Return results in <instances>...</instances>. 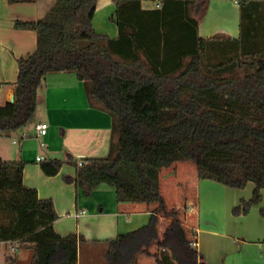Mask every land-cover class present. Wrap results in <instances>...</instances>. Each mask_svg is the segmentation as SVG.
<instances>
[{
	"label": "trees",
	"instance_id": "trees-1",
	"mask_svg": "<svg viewBox=\"0 0 264 264\" xmlns=\"http://www.w3.org/2000/svg\"><path fill=\"white\" fill-rule=\"evenodd\" d=\"M97 3L55 0L41 18L15 21L37 32V48L18 58L15 99L0 104V136L33 122L48 74L75 72L90 105L112 119L109 153L73 162L77 187L91 196L108 185L118 202L152 207L147 224L108 241L106 264H137L154 247L156 264H210L194 245L186 212L168 207L161 172L190 161L199 179L235 189L253 183L235 215L262 201L264 0H238V37L199 35L209 0H161L148 9L142 0H115L118 35L111 37L93 26ZM24 166L0 156V242L32 250L29 264H78L82 236L55 230L54 201L24 184ZM41 166L56 175L62 161Z\"/></svg>",
	"mask_w": 264,
	"mask_h": 264
},
{
	"label": "crops",
	"instance_id": "crops-1",
	"mask_svg": "<svg viewBox=\"0 0 264 264\" xmlns=\"http://www.w3.org/2000/svg\"><path fill=\"white\" fill-rule=\"evenodd\" d=\"M160 1L142 0V3L148 9L160 5ZM54 2L55 0H0V104L13 102L15 99L18 58L37 48V32L16 28L15 21L41 18ZM115 11V0H98L93 16L94 28L98 32L117 37L118 26L112 19ZM198 32L202 37L218 33L238 37V0H209L208 10L200 20ZM39 123L48 124L46 135L38 134L36 126ZM111 136V116L90 105L82 81L71 71L48 74L38 91V105L33 122L13 135L0 136L17 147L14 156H8L4 145L0 144V156L5 160L24 161V184L37 189L40 198H51L54 201L60 216L54 223L55 230L62 236L72 233L82 236L78 264H106L108 241L147 224L150 219L151 206L142 202H118L116 190L111 186L101 185L91 196H85L76 185L77 167L73 162L83 163L89 157L106 156ZM13 138L20 141L14 143ZM38 157L42 159L38 160ZM50 160L62 161V167L56 175H47L42 169L41 163ZM179 174L177 164L162 169L161 190L167 203L162 178L166 176L165 179L175 183V179H180L177 177ZM190 174L198 188L197 198H190L184 205L176 202L173 207L185 211L186 215L187 212L197 213L199 220L196 229L194 220L190 219L193 223L191 225L187 220L186 223L188 228L196 231V246L205 260L210 264H264V217L260 214V208L254 206L249 214L235 215L232 209L242 198L246 199L248 196L229 191L231 189L225 186L224 206L220 207L224 208L221 220L209 223L201 221V216L205 214V206L201 201L204 194L201 191L205 192L211 186L221 188V185H214L213 180L199 179L197 173ZM191 201L195 203L194 207L189 205ZM208 212H211L208 213L209 217L215 218L216 212L210 209ZM4 243L15 251L13 261L24 264L30 261L32 250L18 241ZM85 245L89 246V259L87 263H81L84 255L81 248ZM151 253L152 255L140 254L137 264H156L155 249L152 248ZM100 256L102 261H99Z\"/></svg>",
	"mask_w": 264,
	"mask_h": 264
},
{
	"label": "rangeland",
	"instance_id": "rangeland-1",
	"mask_svg": "<svg viewBox=\"0 0 264 264\" xmlns=\"http://www.w3.org/2000/svg\"><path fill=\"white\" fill-rule=\"evenodd\" d=\"M0 144L4 145L3 147L8 156H14V152H15V149H17V147L10 145L8 139L0 138ZM177 165H179V170H180V174L177 176L180 178L178 179V181L177 179H175V183H173L174 182L173 180L170 181L168 178L165 179L166 176L162 178L163 191L168 199L167 205L170 204L168 205L170 208L173 207L176 202H178V204L184 205L185 203L188 202L190 198H194V199L197 198L198 188L194 183V179L192 178V175L190 174L191 172H193L194 175L196 174L195 164L190 161H186V162L183 161V162L177 163ZM168 171L169 170H167V172ZM186 172H188V174ZM169 175L170 174L168 173V176ZM178 182H181V183H178ZM171 183H173V186H170L172 185ZM214 185H221L220 186L221 188H216L217 186H213V187L211 186V187H207V191L205 192L201 191V193H203L205 196V197L202 196L201 198V201L203 202L205 206V214L201 216V221H205L208 223L209 221H215L217 219H219L220 221L224 213V208H220V207L224 206L223 191L224 189H227V188L225 187V185L218 184L217 182H214ZM228 189H231L229 191H236L237 193H242L241 194L242 196H248L246 199H249L252 196L254 188H253V184L250 183L244 189L235 190V188H230V187ZM262 203H264V189L262 191V201L257 205L258 209L261 208V206H263ZM209 209L216 212L215 218L208 216V213H211V212H208ZM232 212H233V209H232ZM186 216H187L188 224L190 225L193 224L190 221V219L194 220L195 229H196L197 228L196 224L198 225V220H199L197 213L193 214V213L187 212ZM162 221L163 223L165 222L164 220ZM187 223H186V226H187ZM187 229L189 230L190 228H187ZM11 248L12 247H10L9 244H6L4 242L0 243V264H24V263H18L12 260L13 256L15 257V251H13ZM153 249H156V248L154 247ZM88 250H89V246L87 245L82 246L81 251L82 252L84 251V255L82 253L83 258L81 259V263H87V260L89 259ZM99 261H102L101 256L99 257ZM26 264H29V262ZM98 264L100 263L98 262Z\"/></svg>",
	"mask_w": 264,
	"mask_h": 264
},
{
	"label": "built area",
	"instance_id": "built-area-1",
	"mask_svg": "<svg viewBox=\"0 0 264 264\" xmlns=\"http://www.w3.org/2000/svg\"><path fill=\"white\" fill-rule=\"evenodd\" d=\"M2 95V92H1V89H0V96ZM48 124L47 123H39L37 126H36V130L38 132L39 135H46L47 134V131H48ZM24 137H26L24 135ZM12 141L14 143H18L20 140L19 139H16V138H13ZM42 157H38V160H41ZM80 165H82V162H79ZM189 205L191 207H194L195 206V203L194 202H190ZM84 212V211H82ZM194 245H196V242H194Z\"/></svg>",
	"mask_w": 264,
	"mask_h": 264
},
{
	"label": "water",
	"instance_id": "water-1",
	"mask_svg": "<svg viewBox=\"0 0 264 264\" xmlns=\"http://www.w3.org/2000/svg\"><path fill=\"white\" fill-rule=\"evenodd\" d=\"M13 101H14V99H13Z\"/></svg>",
	"mask_w": 264,
	"mask_h": 264
}]
</instances>
